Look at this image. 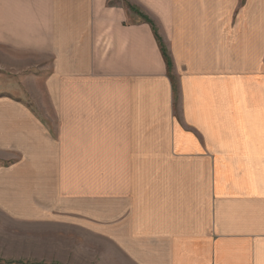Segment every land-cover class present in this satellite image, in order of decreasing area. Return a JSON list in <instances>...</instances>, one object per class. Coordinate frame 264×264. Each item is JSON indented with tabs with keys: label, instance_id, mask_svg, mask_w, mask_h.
I'll return each instance as SVG.
<instances>
[{
	"label": "crops",
	"instance_id": "obj_1",
	"mask_svg": "<svg viewBox=\"0 0 264 264\" xmlns=\"http://www.w3.org/2000/svg\"><path fill=\"white\" fill-rule=\"evenodd\" d=\"M128 2L171 71L125 4L0 0V210L123 264H264V0Z\"/></svg>",
	"mask_w": 264,
	"mask_h": 264
},
{
	"label": "rangeland",
	"instance_id": "obj_2",
	"mask_svg": "<svg viewBox=\"0 0 264 264\" xmlns=\"http://www.w3.org/2000/svg\"><path fill=\"white\" fill-rule=\"evenodd\" d=\"M110 4L130 5L128 0H110ZM4 73H0V90L12 80ZM72 234L66 227L24 223L0 210V264H123L116 255H102L89 239Z\"/></svg>",
	"mask_w": 264,
	"mask_h": 264
},
{
	"label": "trees",
	"instance_id": "obj_3",
	"mask_svg": "<svg viewBox=\"0 0 264 264\" xmlns=\"http://www.w3.org/2000/svg\"><path fill=\"white\" fill-rule=\"evenodd\" d=\"M128 7H129L133 12H136V13L140 14L144 21H146V22H148V23H150V24L152 25L153 30H154V33H155L156 38H157V40H158V43H159V45H160V48H161L162 54H163V56H164V59L166 60V63H167V65H168L169 70L171 71V70H172V66H173V63H172L171 57H170V55H169V53H168V50H167V48H166V46H165V44H164L162 38L160 37V35H159V33H158V30H157L155 24L153 23V21H152L151 19H149L147 16L141 14V13L137 10V8H136L135 6H133V5L130 4V5H128ZM30 264H59V263H43V262H41V263H30Z\"/></svg>",
	"mask_w": 264,
	"mask_h": 264
}]
</instances>
